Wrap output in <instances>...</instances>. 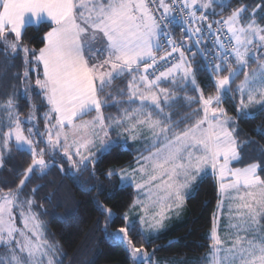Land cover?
I'll return each instance as SVG.
<instances>
[{
  "label": "snow or ice",
  "instance_id": "snow-or-ice-1",
  "mask_svg": "<svg viewBox=\"0 0 264 264\" xmlns=\"http://www.w3.org/2000/svg\"><path fill=\"white\" fill-rule=\"evenodd\" d=\"M229 3L0 0V54L15 59L23 53V72L18 74L26 85L23 95H29L35 75V95L44 104L43 131L36 123V104L30 102L26 122L20 119L14 96L0 104V121L7 120L0 147L8 149L14 142L18 151L28 150L32 165L26 172L31 174L35 168L43 174L49 164L44 151L36 150L40 141L35 137L45 138L53 155L59 150L71 162L67 173L62 166L60 171L77 182L75 173L82 167L85 171L95 167L92 157L97 152L104 156L117 148L127 150L128 141L143 137L135 166L106 172L109 179L118 176L121 186L136 189L133 207L139 206L144 213L131 222L125 215L124 227L116 233L106 231L110 238L125 244L133 264H150V259L146 250L134 246L129 232L136 231L137 223L142 233L146 224L150 230L161 228L169 213L179 214L194 182L209 170L218 180L220 193L209 237V264H264L261 163L232 166L241 158L242 145L235 135V119L222 107L225 98H231V85L243 75L236 86L240 117H251L248 109L253 105L264 109V26L257 22L255 10L245 18L244 7L233 9L222 20L213 19L206 27L195 26L210 16L222 15L214 4L223 10ZM45 22L50 30L43 38L44 46L36 51L24 45L26 27ZM178 23L185 25L191 45L178 44L172 37L169 26ZM198 55L203 64L194 68ZM251 63L257 68L249 72ZM197 70H206L212 77L215 95H205L197 82ZM125 77L126 89L110 91L116 80ZM188 88L197 96H188ZM178 90L184 91L191 112L174 121L171 110L180 99ZM110 99L118 116L104 114ZM92 113L91 120L84 119ZM24 123L31 124L28 135ZM113 135L117 139H112ZM69 147L74 148L72 154ZM23 185L21 180L20 187ZM21 195L17 190L0 196V264H59L55 259L58 250L47 240L32 201L21 200ZM104 212L108 220L113 218L110 208ZM221 212L226 213L223 235L218 231ZM17 213L22 227L16 224ZM108 227L105 223L106 230Z\"/></svg>",
  "mask_w": 264,
  "mask_h": 264
},
{
  "label": "trees",
  "instance_id": "trees-1",
  "mask_svg": "<svg viewBox=\"0 0 264 264\" xmlns=\"http://www.w3.org/2000/svg\"><path fill=\"white\" fill-rule=\"evenodd\" d=\"M259 6L261 8H258ZM213 7L217 13L222 12V15L213 16L216 19L226 18L233 9L239 7H244L245 13L249 11V16L255 10L256 19L264 25V0H230L228 7L223 10L216 4ZM49 30V23L30 25L22 35V43L38 51L44 46L43 38ZM22 58L23 53H19L15 59H8L0 54V104L10 96H14L16 100L18 97L16 107L20 117L25 120L31 111L30 102L36 104V123L43 131L44 122L41 116L44 104L35 95L38 91L35 87V75L32 76L29 95L27 97L23 95L26 85L22 77L18 76L23 72ZM197 64L201 63L196 59L193 67L195 68ZM243 79L241 75L232 84L231 98H225L222 106L228 116H233L238 121L236 132L242 138L243 152L248 149L250 163H260V158L263 161L261 170L264 171V109L257 110L249 118L240 117L237 112L239 99L234 92ZM197 82L206 96L216 94V89L212 86V77L206 70H197ZM163 86L170 88L168 84ZM126 87L127 77L116 80L110 91L115 93ZM176 95L180 99L171 110V116L174 121H179L190 113L191 109L183 99L185 95L183 90H178ZM187 95L195 97L197 93L188 88ZM112 104L113 101L110 99L109 106L103 109L105 116L119 115L118 109ZM26 124V129L31 127V124ZM37 137L35 140L40 142L36 144V150L38 152L46 150L48 154H44V159L48 162L49 168L43 174L35 170L31 179L20 189V181L24 179L27 168L32 165V156L28 150L18 151L12 142L11 152L5 156L0 169V196L19 190L22 193L20 199L32 201L37 214L45 224L47 240L65 253L59 264H133L125 244L110 238L106 231L115 233L120 227L125 226L123 218L136 200V191L132 186H121L118 176L107 178L106 172L134 165L136 156L139 155L138 149L144 144L143 137L138 139L140 145L128 141L127 150L117 148L108 155L97 154L94 157L95 167L89 166L86 171L82 167L81 172L75 173L77 182L67 178L60 171L61 166L65 173L71 169V162L63 152L56 150L53 155L51 149L45 146V138ZM244 137H247L245 141ZM111 138L117 139L115 135ZM240 163L238 162V165ZM260 175L264 177L261 171ZM218 202L219 186L216 179L209 175L201 180L196 192L187 200L183 220L175 222L170 229L152 236L150 240H147L139 228L135 232H129V238L135 247L150 253V264H195L211 251L209 237ZM106 208H110L114 213L113 219L108 220L104 212ZM105 223L109 225L107 230Z\"/></svg>",
  "mask_w": 264,
  "mask_h": 264
},
{
  "label": "rangeland",
  "instance_id": "rangeland-1",
  "mask_svg": "<svg viewBox=\"0 0 264 264\" xmlns=\"http://www.w3.org/2000/svg\"><path fill=\"white\" fill-rule=\"evenodd\" d=\"M215 5V4H214ZM213 5V6H214ZM258 8H261L260 6L258 7ZM245 18H247V17H249V11L247 12V13H243L242 14ZM257 22L260 24V22H259V20H257ZM261 25V24H260ZM261 26H264V25H261ZM0 46H3V45H0ZM257 68V65L255 64V63H251V68L249 69V72H251L252 70H254V69H256ZM231 87H232V85H231ZM170 88H171V85H170ZM232 91H233V87H232ZM234 94L238 97V99H239V96H238V94H237V92H236V90H235V92H234ZM16 100V99H15ZM17 100H18V97H17ZM16 100V101H17ZM223 107V106H222ZM224 108V107H223ZM262 108V106L261 105H253V106H251L249 109H248V111L250 112V113H252V114H254V112H256L257 110H260ZM225 109V108H224ZM0 116H3L2 115V113H0ZM229 117H231V118H233V119H235V121H236V131H237V129H238V126H237V123H238V121H237V119L235 118V117H233V116H229ZM20 119L22 120V121H27V120H25V119H23V118H21L20 117ZM7 123V120L6 119H3L2 121H0V136H2V131H3V125H5ZM26 126H27V124L26 123H24V124H22V127L25 129V135H28V132H27V129H26ZM235 135L237 136V139H238V141L241 143V145L243 144L241 141H242V138H240L239 137V134L237 133V132H235ZM29 138H32V137H29ZM36 138H38L37 136H36ZM247 139V137H244L243 138V141H245ZM134 143H137L138 145H140V142H139V140H136V141H134ZM0 144H2V140H0ZM11 143L9 144V146H8V149H4V148H2V147H0V169L2 168V166H3V162H4V158H5V156L7 155V154H9L10 152H11ZM243 145L241 146V148H240V154H241V158H240V160H238V161H234L233 163H232V166L233 167H246L247 165H245L246 163H250V158L251 157H249L248 155H247V153H248V149L245 151V152H243ZM51 152L53 153V151L51 150ZM48 154L47 152H46V150H45V152H44V154ZM242 156H244L245 157V159H243V157ZM238 162H241L240 163V165H238ZM259 162L261 163V164H263V161L259 158ZM243 163H245V164H243ZM243 164V165H242ZM133 166H135V164L134 165H131L130 167H128V168H125V169H131V167H133ZM261 173L263 174L264 173V171H262L261 170ZM259 174H260V172H259ZM209 175H211V176H213L215 179H216V181H217V183H218V180H217V178L214 176V175H212L211 173H210V170H209V172H208V174H202V176L201 177H198L197 178V180L194 182V184L192 185V188L190 189V195L186 198V202H185V204L182 206V208L180 209V211H179V214H176L175 212H173V213H169L168 214V216H167V218L164 220V222H163V226L161 227V228H159L158 230H150V229H148L147 228V224L144 226V231H143V233H144V235H145V237L147 238V240H150V238L152 237V236H156V235H159V234H161V233H163V232H165L166 230H168V229H170L174 224H175V222H177V221H181V220H183V218H184V215H185V211H186V209H187V206H186V203H187V200L196 192V189H197V187H198V185H199V183L201 182V180L202 179H204L205 177H207V176H209ZM127 186H131V185H127ZM218 186H219V184H218ZM134 188V187H133ZM135 189V188H134ZM135 191H136V189H135ZM136 199H137V191H136ZM22 200V199H21ZM219 200H220V193H219ZM225 203H227V202H225ZM32 210H33V212L34 213H36L37 214V212H36V209L34 208V206H33V203H32ZM113 213V212H112ZM151 214V213H150ZM216 214H217V210H216ZM215 214V215H216ZM126 215H127V217H128V222H131V221H137V219H138V217H140V216H142V215H144V213L140 210V208H139V206H136V207H131L130 209H129V211L126 213ZM37 216H38V219H39V221L42 223V225H43V228H44V232H45V234H46V230H45V224H44V222L40 219V217H39V215L37 214ZM113 217H114V213H113ZM113 219V218H112ZM225 220H226V213H224V212H221L220 213V218H219V220H218V225H219V227H218V231L223 235V233H224V231H225ZM16 224H17V226L18 227H22L23 225H22V223H21V221H20V218H19V214L17 213V217H16ZM137 228H139L140 230H141V226L137 223ZM116 233V232H115ZM128 238H129V236H128ZM130 239V238H129ZM58 249V251H57V253H56V257H55V259L58 261V262H60L61 260H62V257H64L65 256V253H64V251L61 249V248H57ZM145 250V249H144ZM149 253V252H148ZM208 255L209 254H206L205 256H203L202 258H200V259H202V261H200V259L199 260H197L196 261V263L195 264H209V261H208ZM151 258V255H150V253H149V259Z\"/></svg>",
  "mask_w": 264,
  "mask_h": 264
},
{
  "label": "built area",
  "instance_id": "built-area-1",
  "mask_svg": "<svg viewBox=\"0 0 264 264\" xmlns=\"http://www.w3.org/2000/svg\"><path fill=\"white\" fill-rule=\"evenodd\" d=\"M213 19H215V20H222V19H216L213 16H210L208 21L203 22V24H201V25H195V26L206 27V24L208 22H212ZM184 27H185V25L183 23L173 24V25H170L169 26V31H170L172 37L174 38V40L178 44L181 43V42H186L187 44L191 45L192 44V40L191 39H188V33L184 31ZM215 27H216V25L213 24V28H215ZM174 55H176V54H174ZM196 59L201 64H203V61L200 59L199 55L197 56ZM158 63H163V62L162 61H159ZM149 71L151 72L152 70H149Z\"/></svg>",
  "mask_w": 264,
  "mask_h": 264
},
{
  "label": "crops",
  "instance_id": "crops-1",
  "mask_svg": "<svg viewBox=\"0 0 264 264\" xmlns=\"http://www.w3.org/2000/svg\"><path fill=\"white\" fill-rule=\"evenodd\" d=\"M45 23H47V22H45ZM42 24H43V23H42ZM32 25H36V24H32ZM40 25H41V24H40ZM29 26H30V25H29ZM36 26H38V25H36ZM27 27H28V26H27ZM27 27H26V28H27ZM23 33H24V32H23ZM22 35H23V34H22ZM94 115H95V113H92L91 115H88V116L84 117V119H86V120H91L92 117H93ZM66 130H67V129H66ZM71 139H72V138H71V135H70V136H69V145H71ZM73 152H74V148L69 147V153L72 154ZM97 154H99V152H97L96 155H97ZM95 157H96V156H95ZM92 158L94 159V157H92ZM78 159H79L78 157H76V156L73 155V160H77V161H78Z\"/></svg>",
  "mask_w": 264,
  "mask_h": 264
},
{
  "label": "water",
  "instance_id": "water-1",
  "mask_svg": "<svg viewBox=\"0 0 264 264\" xmlns=\"http://www.w3.org/2000/svg\"><path fill=\"white\" fill-rule=\"evenodd\" d=\"M36 169L34 168L33 172L35 171ZM33 172L31 174H28L26 171H25V176H27V179H25L24 177V185L22 187H19L20 189L23 188L25 186V184L31 179L32 175H33Z\"/></svg>",
  "mask_w": 264,
  "mask_h": 264
}]
</instances>
